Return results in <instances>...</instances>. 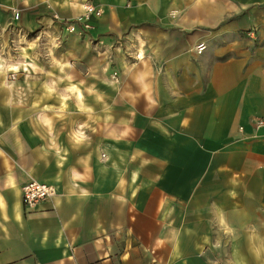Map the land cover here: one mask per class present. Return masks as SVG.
<instances>
[{"label": "crops", "instance_id": "0c3cea01", "mask_svg": "<svg viewBox=\"0 0 264 264\" xmlns=\"http://www.w3.org/2000/svg\"><path fill=\"white\" fill-rule=\"evenodd\" d=\"M20 1L0 0V53L90 3L118 60L69 111L48 79L0 80V264H264V0ZM30 180L54 188L32 208Z\"/></svg>", "mask_w": 264, "mask_h": 264}, {"label": "rangeland", "instance_id": "374dc122", "mask_svg": "<svg viewBox=\"0 0 264 264\" xmlns=\"http://www.w3.org/2000/svg\"><path fill=\"white\" fill-rule=\"evenodd\" d=\"M14 1L17 3L21 2L20 0ZM25 6L27 8V5H24L23 3L21 5L20 3L15 9L10 11L12 13L13 11L19 12V16L22 18V16H27L29 12H27V9H23ZM3 9L4 8H2V12H5ZM31 13L41 16L43 9L38 8V11ZM52 20V26H55L53 29L40 24L32 31L26 32L23 41L21 39L19 43L17 42L16 45H14L15 48L13 50H9L10 52L8 51V53L6 51L0 53V80L2 79L3 81H6L12 74L15 76V80L30 81L48 79L51 85L50 93L52 98V101L49 104L50 107L60 108L58 98L59 96L66 95V110L69 111L78 106V104L71 99L76 93L80 94V92L77 91V88L73 86L77 83V80L89 77L90 67L98 60H100V64L103 65H115L118 59H115V56L111 54V51H107L110 49H108L106 44L99 39V36H96L95 31L93 32L94 29L87 34V37H79L77 34L67 32L62 19L58 15L55 14L52 16ZM103 51L107 54L103 55ZM122 57L127 64H135L139 62V55L137 54H125ZM28 64L33 65L35 68H39V70L29 67ZM119 77L120 76H118L116 72H113L111 79L117 83L118 80H120ZM65 84L66 88L63 87ZM5 89V94L7 95H10L13 92L24 95L29 93L28 87H19L16 89L7 86ZM115 90L117 91V89ZM100 91L102 94H110L112 93V88H108L107 85H104L100 88ZM31 93H33V90ZM28 105L38 107L40 104L35 103ZM85 105L89 106V104H84V106ZM45 110H48V108ZM134 125L136 130H138V118L134 119ZM115 127H121L117 120L115 122ZM137 149L138 136L136 135L135 141L129 145V150L133 153L137 152ZM102 158H105L104 155H102ZM202 250L203 248L200 249L198 256H195L196 264H202Z\"/></svg>", "mask_w": 264, "mask_h": 264}, {"label": "built area", "instance_id": "2783aa9c", "mask_svg": "<svg viewBox=\"0 0 264 264\" xmlns=\"http://www.w3.org/2000/svg\"><path fill=\"white\" fill-rule=\"evenodd\" d=\"M81 13L76 17L68 20H62L67 32L77 34L78 36L86 35L93 30V19L102 15V10L90 3L81 5ZM19 12L13 11V20L18 21ZM204 47L199 45L197 52L200 53ZM9 82L15 80L12 74L9 76ZM256 130L264 128V119H258L254 123ZM54 194V188L51 185L41 183L36 180H30L22 187V203L25 207L32 208L40 203L46 202Z\"/></svg>", "mask_w": 264, "mask_h": 264}]
</instances>
